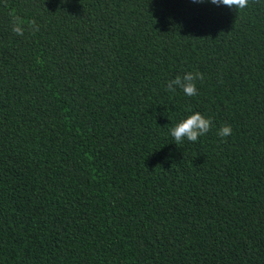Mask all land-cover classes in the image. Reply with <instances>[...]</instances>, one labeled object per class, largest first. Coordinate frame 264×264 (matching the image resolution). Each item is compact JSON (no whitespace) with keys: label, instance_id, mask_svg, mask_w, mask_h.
<instances>
[{"label":"trees","instance_id":"obj_1","mask_svg":"<svg viewBox=\"0 0 264 264\" xmlns=\"http://www.w3.org/2000/svg\"><path fill=\"white\" fill-rule=\"evenodd\" d=\"M0 264H264V0H0Z\"/></svg>","mask_w":264,"mask_h":264},{"label":"clouds","instance_id":"obj_2","mask_svg":"<svg viewBox=\"0 0 264 264\" xmlns=\"http://www.w3.org/2000/svg\"><path fill=\"white\" fill-rule=\"evenodd\" d=\"M194 2H203V0H194ZM250 0H211L215 5H223L229 8L235 7L238 10L248 7ZM33 28L36 27L35 21L31 22ZM12 31L19 36H23L24 27L19 17H13ZM203 73L188 71L183 75H176L166 83V90L175 93L180 89L185 96L192 97L198 94L196 81L203 80ZM212 120L205 117L199 111L192 112L186 118L180 120L174 127L170 128V135L174 142L179 145L185 139L189 142H196L201 136L206 135L212 128ZM216 134L221 138L229 137L232 134L230 125H222L217 129Z\"/></svg>","mask_w":264,"mask_h":264}]
</instances>
